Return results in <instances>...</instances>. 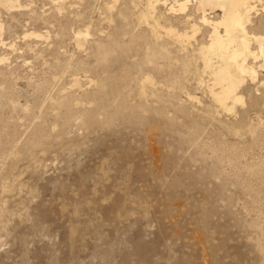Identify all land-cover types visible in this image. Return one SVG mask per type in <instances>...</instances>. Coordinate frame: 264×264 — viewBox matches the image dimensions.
Returning a JSON list of instances; mask_svg holds the SVG:
<instances>
[{"label":"rangeland","instance_id":"374dc122","mask_svg":"<svg viewBox=\"0 0 264 264\" xmlns=\"http://www.w3.org/2000/svg\"><path fill=\"white\" fill-rule=\"evenodd\" d=\"M9 1L0 0V264H264V71L246 76L228 112L208 94L197 50L208 27L198 14L184 20L193 5L184 15L153 2L147 23L149 0ZM263 1L251 15L262 34ZM156 22L169 51L154 63L144 51L157 46ZM192 23L186 42L165 32L191 33ZM145 73L157 89L141 96Z\"/></svg>","mask_w":264,"mask_h":264},{"label":"bare ground","instance_id":"6f19581e","mask_svg":"<svg viewBox=\"0 0 264 264\" xmlns=\"http://www.w3.org/2000/svg\"><path fill=\"white\" fill-rule=\"evenodd\" d=\"M161 1L163 4H167L168 2V0H149V7L147 8V11L139 17L141 21L148 23L149 19L155 20V5L152 3H158ZM256 1L260 0H171L168 8L169 12H178L185 15V13L189 11V5H193L190 10L192 13L188 14L187 12L184 16V20L189 23L191 22L190 20L192 19V16L194 14H198L201 24L208 27H206L208 29V41L207 43L199 46L197 50L202 61L203 70L208 73L210 77V83L207 84L208 94L217 106L228 112L234 111L235 104L243 102V97L239 94V89L243 85L246 76L250 77L252 81H255L257 75H259L258 71H264V34L252 31L254 23L251 15L254 10H258L256 9V5H254ZM1 4L5 7L12 6V2L9 0H1ZM105 9L110 11L111 7H106ZM216 10H220L221 15L218 17L216 16L215 18L211 17L210 14L214 13ZM261 12L264 21V1L261 4ZM158 23L156 22L157 25H154L151 31V36L156 40L157 46L155 47L153 45L154 47L152 46L153 48H151L147 45L149 47H147V49L144 48V59L153 62L157 61L156 58L158 55H162V57L164 55L165 57L169 51L166 50L165 45L161 43V41L159 42V28L164 29V27H160ZM198 26L199 25L195 23L190 24L191 33L188 31L180 33L173 27L166 28L165 32L175 37L180 42H186L195 36L196 32L199 30ZM88 34L87 29L85 31H77L75 33L77 43L81 44L82 40H85ZM26 35L37 37L41 36L40 34L34 32H30ZM137 35L138 34H136V38ZM132 39L133 38H131V40ZM251 44H255L256 50L252 49ZM98 50V56L100 55L99 57H102L99 58V60L102 59L103 61V58L106 59L108 57V53L104 52L101 46L98 47ZM250 58L253 60L252 63L249 62ZM3 59V57H0V61ZM188 61L185 62V64L188 63ZM188 64L191 65L190 62ZM136 87L137 93L141 96L146 95V91L149 87L157 89L155 86L154 76L150 73H145L141 76L137 81ZM122 88L126 87L122 85L121 90ZM256 90L264 92V78L258 83ZM121 94L122 93H120V95ZM126 96L127 93L125 94V97ZM188 96L193 98L189 94Z\"/></svg>","mask_w":264,"mask_h":264}]
</instances>
